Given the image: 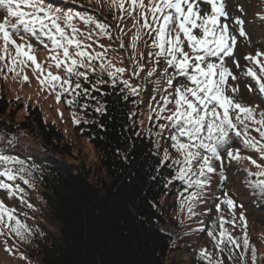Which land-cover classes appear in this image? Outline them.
I'll return each mask as SVG.
<instances>
[{
  "label": "trees",
  "instance_id": "16d2710c",
  "mask_svg": "<svg viewBox=\"0 0 264 264\" xmlns=\"http://www.w3.org/2000/svg\"><path fill=\"white\" fill-rule=\"evenodd\" d=\"M45 2L106 25L107 32L101 33L95 24H84L79 18L72 21L96 48L102 49L103 45L108 55L128 57L132 50L145 73L141 76L143 80L137 81L141 88L138 102L137 94L133 95L121 82H113L108 74L90 70L87 80L80 79L88 95L64 94L61 97L60 103L69 112L71 122L79 121L73 122L75 135L88 141L94 149L97 161L89 166L59 126L44 119L38 106L32 105L20 91L15 97H7L0 86V154L24 161L22 166L11 165L17 171L15 180L0 177V182L12 185L15 191L13 195L0 188V201L16 210V217L31 233H26V239L22 240L7 227H0V241L11 243L16 253H23L29 264H181L180 252L189 254L190 264H207L200 257L202 250L211 254L213 262L219 259L223 264H241L239 256L243 253L245 264H252L251 250L242 248L244 228L239 219L242 213L247 218L250 243L257 250L256 264H260L264 198L254 193L248 183L259 177L248 175L254 173L253 169L223 171V163L214 160L217 171L209 174V183L202 190L189 188L176 178L179 165L174 161L182 157L171 146L170 136L175 130L167 127L161 130L159 126L168 125V121L157 119L156 111L163 107L164 94L173 93L175 86L187 81L184 77H176L173 87H169L166 76L173 75L174 69L167 68L163 61L156 65L157 71L152 77L147 76L154 66V60L148 55L153 49L143 42L135 52L131 48L137 30L133 27L136 13L124 14L121 19L122 13L113 7L112 0ZM250 4L260 5L259 9L264 10V0H252ZM4 17L5 13L0 10V22ZM260 28L264 32V23ZM144 40L151 44L147 36ZM37 45L46 50L49 57L48 50ZM140 54L142 59H139ZM27 63L28 66L16 69L22 87L30 85L35 72L31 62ZM166 68L167 74L164 73ZM54 69L55 74L64 77L63 68ZM25 75L28 82L23 79ZM51 95L56 98V92L52 91ZM70 99L77 103L70 106L67 103ZM235 99L249 106L258 104L259 109H264V101L258 95H255L257 103L254 104H247L252 101L244 97L236 96ZM149 102L157 108L142 128L138 107L139 104L145 107ZM101 107L103 113L97 111ZM160 115L167 116L169 112ZM249 133L257 132L250 128ZM234 146L237 144L233 139ZM165 149L169 154L167 160L164 159ZM21 167L23 172L18 171ZM196 191H200V196L189 202L187 198ZM226 197L232 198L237 207L235 227L225 223L224 228L241 243L239 249L231 246V258L227 251L218 252L216 248L221 231L219 218L233 219L227 206L221 203ZM189 203L192 213L188 211ZM217 204H220L219 217H216ZM249 212L251 216L247 217ZM148 221L153 223L152 228L147 225ZM209 231L214 233L216 240L208 236ZM220 246L225 247L224 244Z\"/></svg>",
  "mask_w": 264,
  "mask_h": 264
},
{
  "label": "snow or ice",
  "instance_id": "6c2138e0",
  "mask_svg": "<svg viewBox=\"0 0 264 264\" xmlns=\"http://www.w3.org/2000/svg\"><path fill=\"white\" fill-rule=\"evenodd\" d=\"M201 3L208 5L209 10L204 11ZM112 5L122 13L121 19L124 18V14L132 16L136 13L133 17V27L137 30L132 37L131 48L135 52L138 44L143 42L145 46L153 49L148 55L154 60V66L147 72V76L152 77L157 71L156 65L163 61L167 68L174 69L173 75L166 76L169 87H173L176 77H184L187 81L179 83L174 87L173 93L162 97L163 107L156 111L157 119L168 121V125L159 126L161 130L166 127L175 130L170 136L171 146L182 157L174 161L179 165L176 178L189 188L202 190L209 183V174L217 171L213 161H221L222 164L225 158L236 162L250 160L259 171L249 172L248 175L264 177V166L250 156L241 155L240 148L233 147V139L237 138L243 148L259 153L260 158L264 159V110L257 113L258 105L249 106L237 101L234 97L239 88L228 83L229 79L235 81L238 77L225 62L226 57L234 55L237 44V37L230 32L229 25L224 22L228 19L226 0H112ZM0 10L5 13L3 21L0 22L2 42L0 72L7 68L8 72L18 75L17 67L28 66L27 62L30 61L34 71L40 73L37 79L41 86L46 85L51 91L56 92L57 102H60L64 94L88 95V89L83 88L80 79L87 80V71H95L94 60L101 61L102 69L114 68V71L108 72L113 82L126 71L124 67H115L111 60L103 63L107 54L106 48L103 52L91 53L87 51L91 45L84 44L78 39L79 29L72 24L74 18H79L84 24H95L101 33L107 32L106 25L98 23L91 17L74 14L70 10L65 11L46 3L45 0H0ZM239 10L243 11L242 7ZM260 19L264 20V15H261ZM234 23L239 26V36L246 37L245 21L237 17ZM69 27L71 32L66 31ZM145 36L151 40V44L144 40ZM32 39L48 50V59L52 62L48 69L37 62ZM121 47L124 45L121 44ZM101 48L104 46L101 45ZM262 56L264 53L260 51L254 56H245V60L250 61L253 67H248L244 75L251 77L259 94L264 98V62L260 59ZM142 58L140 54L139 59ZM133 59L136 60L137 57L133 56ZM137 62L139 63V60ZM233 62L237 68L240 67L238 61ZM53 66L58 71L63 68L64 77L53 74L50 70ZM81 68L86 71H80ZM167 68L164 70L165 74ZM143 70L141 65L140 71ZM23 79L28 82L26 75ZM121 82L133 95L138 94V88L132 87L127 81ZM248 88L250 91L253 90L251 85H248ZM229 92L232 95H229ZM67 103L71 106L77 101L70 99ZM169 104H173L174 108L168 109ZM97 111L103 113L104 109L101 107ZM165 111H168L169 115L161 116L160 113ZM250 128L259 134V139L250 135ZM168 158L169 154L165 149L164 159ZM23 164L24 161L16 157L0 154V166H3L0 177H5L9 181L15 180L17 171L11 165ZM18 171L23 172V167ZM24 182L28 183L27 180ZM248 183L254 193L264 198V179L249 180ZM0 188L15 194L10 184L0 182ZM199 196L200 191H196L187 199L191 202ZM221 203L227 206L233 219L226 221L223 216L219 218L221 231L216 248L218 252L227 251L231 258L233 255L231 246L235 245L239 249L241 243L224 228V224L232 223L235 227L237 204L230 197H226ZM181 207L183 208V205ZM216 210L220 211V204L216 205ZM15 211L0 201V227H7L23 240L26 239V233L28 235L31 233L27 225L16 217ZM188 211L189 213L193 211L191 203ZM239 219L243 222L244 228L242 248L245 251L251 250L252 264H256L257 250L251 245L247 235V218L241 213ZM207 234L216 240L212 231ZM221 244L225 247L221 248ZM200 257L205 259L207 264H223L219 259L213 262L211 254L206 250L200 252ZM239 259L241 264H245L243 253Z\"/></svg>",
  "mask_w": 264,
  "mask_h": 264
},
{
  "label": "rangeland",
  "instance_id": "374dc122",
  "mask_svg": "<svg viewBox=\"0 0 264 264\" xmlns=\"http://www.w3.org/2000/svg\"><path fill=\"white\" fill-rule=\"evenodd\" d=\"M249 2V5H248ZM252 0H226V10L228 13V19L225 21L230 28V32L237 37V44L234 48V55L231 57H226L225 62L226 65L232 70V72L238 77L237 80L233 81L229 79V83L232 84L233 87L238 86L239 91L235 94L238 98L244 97L245 99H248L252 102H248L247 104H254L257 103V100L255 99V95L257 97H260L261 100L264 101V98L261 97V95L258 92L257 86L255 82L251 79V77H246L244 75V72L248 67H253L252 63L250 61L245 60V56L248 55H255L257 51H260L264 53V32L260 28V25H263L264 20L260 19V16L263 15V11L259 9L261 6L257 5V7L252 6L250 3ZM248 5V6H247ZM204 11L209 10V6L206 4L201 3L200 5ZM242 7L243 11H240L239 8ZM247 7V8H246ZM258 9V12L256 13V10ZM241 18L245 21L244 23V29L247 33L246 37L239 36L238 27L235 25L234 20L235 18ZM66 31L71 32V28H67ZM80 39L84 44L91 45L90 48L87 49V51L91 53L95 52H103L104 49H98L96 48L90 41L86 39V37L79 32L78 38ZM31 43L34 46L35 49V56L38 63H42L45 69H48L49 64H51V61L48 59L47 51L44 49H41L40 45H37L36 41H32ZM93 46V48H92ZM133 52L132 50L129 51L128 57L127 55L115 56L113 54L108 55L105 57L103 63H107L108 60H111L115 67H124L126 68V71L122 76H120L117 80L119 82L121 81H127L128 84H130L132 87L138 88V94L135 96V98L138 100V97L140 96V84L139 80H143L141 78L142 73H145L144 71H140V67L142 63L138 59H133ZM123 57V58H122ZM261 61L264 62V56L260 57ZM233 61H238L240 67L237 68ZM101 61L100 60H94L93 66L95 68L96 72L102 73V74H108L109 71H114L113 69L104 68L102 69L100 67ZM53 74H55L56 70L54 67L50 69ZM135 70V71H134ZM257 72L259 69H256ZM91 71V70H90ZM139 73L138 75L135 73ZM19 74H13L12 72H8L7 68H5L4 72H0V86L3 87V90L7 92L8 96L15 97V95L20 91L21 95L25 97L32 105H36L40 108L41 113L45 120H49L54 122L56 125L59 126L61 131L63 132L64 136L69 139L73 145L75 146L76 150L79 151L83 158L85 165H93L96 160V155L94 152V149L92 145L83 139H78V137L74 133V126L73 122H71V116L69 115V112L65 110L63 105L60 102H57L56 98L51 95L52 91L45 85L43 87L41 86L39 80L37 79L38 76H40V73L38 71L34 72V76L32 79V82H30V85L23 86L19 82ZM43 79V77H41ZM21 80V78H20ZM23 82V81H22ZM122 83V82H121ZM122 85H124L122 83ZM248 85H251L252 91L249 90ZM41 86V87H40ZM125 86V85H124ZM129 89V88H128ZM130 90V89H129ZM131 92V91H130ZM169 95V94H168ZM166 94L164 96H168ZM258 99V98H257ZM258 105V104H256ZM169 108H174L173 104H169ZM156 106H153L152 104L147 103L145 107L140 106L138 107V113L140 112V116L138 118L140 127L145 126V122L147 123L149 117L153 114V111L156 110ZM264 110V109H263ZM257 113L261 111V109L256 108ZM251 135V134H250ZM255 137L256 139H259V134L256 133L254 135H251ZM235 143L237 144V147L241 150V155L244 156H250L252 159H255L257 163L264 166V159L260 158V154L251 150V149H245L240 144L239 139L234 138ZM180 155V154H179ZM234 169L236 172L237 170L241 171H251L254 170V173L258 172L259 169L255 167L250 161L241 160L240 162L236 161H229L226 158L223 160V171L224 169ZM241 172H239L240 174ZM258 179H264V177H259ZM227 183V180H226ZM229 185H231L229 183ZM231 192L233 191V188L231 189ZM234 195V194H233ZM9 208V207H8ZM252 212V211H251ZM251 212L247 214V217L251 216ZM221 213L216 211V217H219ZM256 229V227H254ZM253 228V229H254ZM257 230V229H256ZM254 234V233H252ZM257 233H255L256 235ZM261 242V239H260ZM14 248V246H13ZM12 248L11 243H6L5 241H0V264H29V261L23 258V253L18 252ZM259 262L260 264H264V241L261 243V246L259 245V254H258ZM179 260L181 264H190L191 257L186 252H180Z\"/></svg>",
  "mask_w": 264,
  "mask_h": 264
},
{
  "label": "water",
  "instance_id": "95a60500",
  "mask_svg": "<svg viewBox=\"0 0 264 264\" xmlns=\"http://www.w3.org/2000/svg\"><path fill=\"white\" fill-rule=\"evenodd\" d=\"M147 225L150 226L151 228L153 227V223L151 221H148Z\"/></svg>",
  "mask_w": 264,
  "mask_h": 264
}]
</instances>
